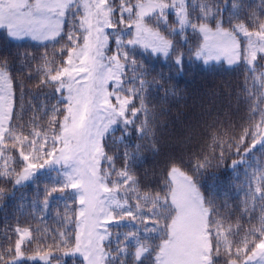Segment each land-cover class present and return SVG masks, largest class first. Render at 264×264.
Returning a JSON list of instances; mask_svg holds the SVG:
<instances>
[{"label":"snow or ice","instance_id":"1","mask_svg":"<svg viewBox=\"0 0 264 264\" xmlns=\"http://www.w3.org/2000/svg\"><path fill=\"white\" fill-rule=\"evenodd\" d=\"M0 30L45 49L23 57L18 95L0 57V202L31 183L28 213L40 223L54 211L56 224H6L0 264H264V0H0ZM191 39L204 65L246 66L248 115L212 118L205 146L144 185L136 169L167 128L152 94L163 103L169 89L140 57L162 56L179 74ZM226 159L245 178L235 208L227 190L201 183Z\"/></svg>","mask_w":264,"mask_h":264},{"label":"trees","instance_id":"2","mask_svg":"<svg viewBox=\"0 0 264 264\" xmlns=\"http://www.w3.org/2000/svg\"><path fill=\"white\" fill-rule=\"evenodd\" d=\"M246 3L259 4V0H246ZM199 40L191 39L189 43L181 48L184 53L183 71L177 74L172 61H166L161 57H140L151 66L153 76L163 75L164 87L169 89L166 102H161L164 92H153L151 103L156 106L157 111L162 107L168 113L166 119L167 128L161 130L159 137L160 151L153 155L151 151L143 153L144 161L142 166L137 167V176L142 184L156 186L160 172L163 170L170 157L179 158L181 155L187 159L193 151H199L206 144V126L212 122V118L219 116L231 118L235 123H243L248 115L247 106L243 103L240 89L245 81L246 66L236 65L229 67L226 63L204 65L202 61L196 60L189 52L195 51ZM45 51L42 44L27 41L14 42L3 32H0V57H6L10 61L14 87H17L28 69L22 64L23 57L28 54L30 57H39ZM52 51L51 47L48 49ZM174 60V58H173ZM35 64H32V71L35 72ZM258 70L264 71V61L258 60ZM39 77H34L33 82L28 85V90L34 94L40 93L35 87ZM27 84V80H24ZM50 90H45L49 92ZM38 102V101H37ZM119 136V133H117ZM114 152L123 151L122 145H109ZM119 166V161L117 162ZM56 173L44 174L40 177L39 189L42 192L44 181L54 178ZM238 177V179H237ZM243 170L234 172L231 168V160L226 159L219 168L210 169L201 179V183L218 186L228 192L229 205L232 208L240 204L242 192L239 186L244 182ZM36 185L29 183L26 187L17 191L14 199H6L0 202V239L3 237V230L6 224L13 227L19 223L21 226H31L50 229L56 227L55 212H49L45 221L38 223L29 213L30 202L34 199ZM59 196V193L54 194ZM23 205V208H21ZM53 207L63 208V204H53ZM27 254H31L28 250ZM66 264H71V258H65ZM20 264H41L39 261L22 259ZM53 264L55 262L53 261Z\"/></svg>","mask_w":264,"mask_h":264},{"label":"rangeland","instance_id":"3","mask_svg":"<svg viewBox=\"0 0 264 264\" xmlns=\"http://www.w3.org/2000/svg\"><path fill=\"white\" fill-rule=\"evenodd\" d=\"M0 32H3V33H6L4 30H0ZM8 37V36H7ZM9 38V37H8ZM10 40H12V41H14V42H19V41H27V42H35V41H32L31 39H29V38H25V39H23V40H13V39H11V38H9ZM35 43H38V42H35ZM0 163H2V162H0Z\"/></svg>","mask_w":264,"mask_h":264}]
</instances>
